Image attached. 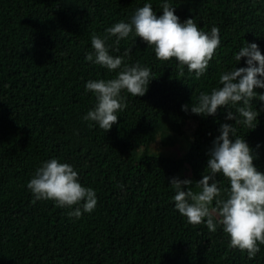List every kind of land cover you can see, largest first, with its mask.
I'll return each mask as SVG.
<instances>
[{
  "label": "trees",
  "instance_id": "trees-1",
  "mask_svg": "<svg viewBox=\"0 0 264 264\" xmlns=\"http://www.w3.org/2000/svg\"><path fill=\"white\" fill-rule=\"evenodd\" d=\"M165 2L181 22L192 18L206 32L219 28L221 43L206 73L196 79L184 66L181 76L177 60L157 59L153 46L130 34L110 55L131 48L124 63L139 62L156 78L143 96L122 91L127 108L107 132L84 120L97 103L87 82L121 70L86 60L94 52L92 35L130 22L146 3L162 15ZM253 42L264 54V0H0V264H264V245L250 259L230 247L221 225L212 232L207 218L189 224L175 208L170 184L189 179L200 191L196 182L207 174L221 125L235 120L225 118L229 108L205 116L192 105L201 92L222 86V72L248 66L247 57L236 61L235 54ZM252 107L259 112L256 128L236 125L237 136L264 172V101L254 98ZM177 138L184 153L165 152ZM52 158L72 165L79 182L96 191L91 213L75 218L68 213L80 205L33 203L27 184ZM216 178L230 187L222 174Z\"/></svg>",
  "mask_w": 264,
  "mask_h": 264
},
{
  "label": "clouds",
  "instance_id": "clouds-1",
  "mask_svg": "<svg viewBox=\"0 0 264 264\" xmlns=\"http://www.w3.org/2000/svg\"><path fill=\"white\" fill-rule=\"evenodd\" d=\"M162 15H157L151 3L136 9L130 22L120 21L106 29L107 35L91 37L93 53L86 60L107 68L109 71L121 69L115 78L89 80L86 89L96 96V106L84 117L93 121L106 132L118 122V113L127 108V97L121 95L126 90L133 97L143 96L148 91L153 76L151 69L124 63L132 51L128 48L123 56L113 57L109 49L115 46L119 51L121 40L134 33L148 46H153L156 58L162 61L175 59L184 74V66L189 73H195L200 79L220 46L219 28L213 26L210 32L203 31L194 19L181 22L173 5L165 2L161 6ZM116 37L113 44L107 41ZM95 57V58H94ZM247 57V67H235L222 72L218 88L211 93L201 92L198 102L191 111L205 116L216 115L221 107L229 108L226 119L235 120V125H221V135L216 137L210 150L206 172L202 180L196 182L200 191L190 187L189 179L172 178L170 184L175 189L173 197L175 208L192 225L205 223L215 232L218 224L230 237V247L247 252L250 259L264 245V172L254 164L256 156L244 137L237 136L236 125L255 129L259 112L253 110L254 98L264 101V94H258L256 88H264V54L258 44L247 43L235 54V60ZM258 63V66H257ZM230 106V107H229ZM187 111L188 106H182ZM231 109H235L233 112ZM231 137H235L234 141ZM217 174L230 181L229 188L220 186ZM187 186V190H185ZM36 200H53L58 207H76L70 211V217L80 218L84 212L91 213L97 205L96 191L79 182V174L69 163L52 158L43 162L34 177L27 184ZM225 194L227 198L225 199ZM215 205L213 206V202Z\"/></svg>",
  "mask_w": 264,
  "mask_h": 264
},
{
  "label": "rangeland",
  "instance_id": "rangeland-1",
  "mask_svg": "<svg viewBox=\"0 0 264 264\" xmlns=\"http://www.w3.org/2000/svg\"><path fill=\"white\" fill-rule=\"evenodd\" d=\"M192 128V126H188L187 129H189L188 131H190ZM182 138H177L176 140H174L173 142H171L170 144L168 145H165L163 146V150L167 153L173 151V152H177V153H181L183 152L184 153V148L182 149L181 151V148H182Z\"/></svg>",
  "mask_w": 264,
  "mask_h": 264
}]
</instances>
